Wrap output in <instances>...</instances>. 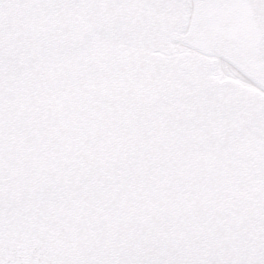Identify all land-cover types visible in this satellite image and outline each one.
Returning <instances> with one entry per match:
<instances>
[{
    "label": "snow or ice",
    "instance_id": "6c2138e0",
    "mask_svg": "<svg viewBox=\"0 0 264 264\" xmlns=\"http://www.w3.org/2000/svg\"><path fill=\"white\" fill-rule=\"evenodd\" d=\"M0 264H264V0H0Z\"/></svg>",
    "mask_w": 264,
    "mask_h": 264
}]
</instances>
